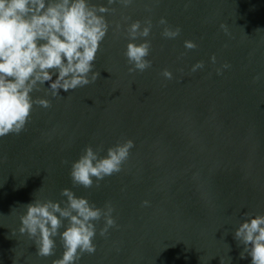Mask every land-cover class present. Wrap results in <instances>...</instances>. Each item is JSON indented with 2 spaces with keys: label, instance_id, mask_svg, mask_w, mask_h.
<instances>
[{
  "label": "water",
  "instance_id": "1",
  "mask_svg": "<svg viewBox=\"0 0 264 264\" xmlns=\"http://www.w3.org/2000/svg\"><path fill=\"white\" fill-rule=\"evenodd\" d=\"M111 7L96 82L56 97L34 92L52 107L34 106L23 132L0 138V264L61 258L59 236L55 254L40 257L18 229L24 205L65 201L64 188L115 208L118 227L105 238L98 222L96 252L78 264H251L240 258L234 231L264 215V0H134L126 9ZM122 16L131 17L127 23L152 19V66L143 73L128 72ZM161 17L181 28L177 38L161 36ZM185 40L198 47L186 50ZM198 61L204 68L191 72ZM225 63L230 67L223 69ZM165 68L171 80L160 75ZM121 139L134 141L122 172L99 188L73 185L71 163L86 146L102 145L104 156Z\"/></svg>",
  "mask_w": 264,
  "mask_h": 264
},
{
  "label": "clouds",
  "instance_id": "2",
  "mask_svg": "<svg viewBox=\"0 0 264 264\" xmlns=\"http://www.w3.org/2000/svg\"><path fill=\"white\" fill-rule=\"evenodd\" d=\"M133 3L134 0H107L108 6H105L93 4L91 0H0V138L23 132L34 106L52 107L49 99L33 98L34 92L44 91L46 96L56 97L61 89L69 92L96 82L100 74L94 71V62L111 27L105 14L116 12V8L111 7L114 4L126 9ZM122 20L127 24L124 31L129 40L123 53L130 65L128 72L143 73L152 66L148 59L152 49L148 39L153 29L152 19L127 23L131 17L122 16ZM157 26H162L160 34L165 39H175L181 33L179 26L169 25L164 17L158 20ZM121 27V23L116 22L113 31L119 33ZM221 28L227 32L225 25ZM184 47L193 50L198 45L185 40ZM211 61L216 62L215 55ZM229 67L227 63L222 65L223 69ZM203 68L204 62L198 61L191 72ZM216 72L222 74V69ZM160 75L166 80L173 78L167 68ZM260 79L257 75L253 83ZM46 82L50 85L47 88L44 87ZM133 147L132 139H121L101 156L102 145L95 149L86 146L71 163L69 175L73 185L99 188L105 178L124 170ZM61 196L66 200L34 199L24 205L26 212L20 216L18 231L33 240L40 257L55 254L54 238L59 236L64 251L52 264H78L83 255L96 252L94 240L98 222H104L99 229L101 237L106 238L109 229L118 227L113 217L115 208L111 201L97 207L68 188L61 190ZM148 205V200L142 201V206ZM62 227L64 230L60 232ZM234 239L243 246L241 259L250 257L251 264H264V215L244 220L234 231Z\"/></svg>",
  "mask_w": 264,
  "mask_h": 264
}]
</instances>
